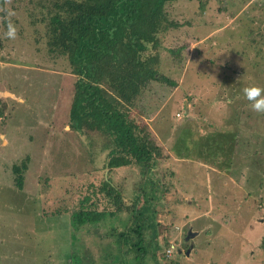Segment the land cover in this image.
Returning <instances> with one entry per match:
<instances>
[{
	"label": "rangeland",
	"instance_id": "obj_1",
	"mask_svg": "<svg viewBox=\"0 0 264 264\" xmlns=\"http://www.w3.org/2000/svg\"><path fill=\"white\" fill-rule=\"evenodd\" d=\"M27 1L5 2L16 35L0 51V264H133L130 258L113 259L105 229L74 234L64 216L42 215L45 195L48 210L67 205L69 213L85 197L98 199L101 210L104 200L96 189L105 178L121 188L128 207L139 209L134 196L140 189L149 192L151 174L143 176L134 166L108 173L101 169L102 140L69 128L73 77L61 59L47 61L42 40L34 42L27 14L37 8ZM206 1L190 28L169 31L161 40L160 71L177 85L149 84L135 108L127 109L128 119L147 129L163 158L151 177L159 189L147 212L160 249L155 260L264 264V114L254 112L243 94L246 87L264 88V0ZM186 5L172 7V18L192 19L196 3ZM174 48H181L177 64L166 52ZM185 118L201 134L219 132V167L197 163L199 171L170 153L172 131L167 135L165 122L176 126ZM235 138L244 154H233ZM206 154L214 149L199 158ZM21 163L23 186L16 190L10 168ZM128 218L126 212L115 215L107 229L119 232Z\"/></svg>",
	"mask_w": 264,
	"mask_h": 264
},
{
	"label": "trees",
	"instance_id": "obj_2",
	"mask_svg": "<svg viewBox=\"0 0 264 264\" xmlns=\"http://www.w3.org/2000/svg\"><path fill=\"white\" fill-rule=\"evenodd\" d=\"M185 1V2H184ZM6 0H0V51L8 42ZM195 4L192 19L179 15L183 21H176L171 8L177 4ZM206 0H28V6L37 8L28 11V23L32 29L34 42L42 40V55L48 62L61 59L72 76L69 95V128L75 132L94 133L101 142L100 152H104L101 169L108 173L114 170L136 167L141 175L151 174L148 181L149 192L140 189L134 202L141 208L127 206L122 198L121 188L111 184L110 178L102 179L96 193L104 200L101 210H97L98 199L85 197L76 207L69 210H48L43 198L42 215L47 219L53 215L64 216L68 229L76 234L80 229L108 232L111 246L115 248L113 259L126 258L133 264H145L146 258L154 262L159 247L156 244L155 224L149 213L148 202L155 197L158 182H152L155 164L160 151L144 127H139L127 117V109L135 108L142 96L150 89L149 84L159 83L167 88L177 84L160 71L161 40L173 30L190 28L195 20L202 17ZM38 10V11H37ZM37 11V12H36ZM6 42V43H5ZM41 44V43H40ZM37 49V48H36ZM181 48L167 49L174 64L180 61ZM44 52V53H43ZM52 64V63H51ZM171 63V65H174ZM188 101H186L187 103ZM129 107V108H128ZM187 118V117H186ZM182 119L178 125L165 122L167 135L172 131L169 151L177 160L187 165L204 163L219 167L218 150L223 146L219 132L204 133L191 119ZM159 138L162 139L159 134ZM250 141L244 143L248 144ZM233 154L241 153L239 143L233 141ZM213 148L214 154L203 152ZM214 164L210 159L214 158ZM218 157V158H217ZM231 159V158H230ZM184 162V163H185ZM193 165L200 170L199 165ZM184 166V167H185ZM12 187L21 190L23 186L24 163L11 165ZM191 170H194L190 167ZM155 170V171H154ZM164 178L163 173L161 174ZM191 172L188 173V176ZM195 181L194 179H190ZM192 181V182H193ZM143 183L142 186H144ZM194 185H191L193 187ZM154 191V195L153 192ZM164 191V189H163ZM93 193V192H92ZM94 197V196H93ZM89 202V203H88ZM144 206V207H142ZM106 208L109 211L105 210ZM126 212L130 218L116 232L108 230L107 224L115 215ZM147 213V215L143 214ZM111 228V227H109ZM104 237V235H103ZM264 251V247L261 248ZM158 264V262H157ZM170 264H173L172 262Z\"/></svg>",
	"mask_w": 264,
	"mask_h": 264
},
{
	"label": "clouds",
	"instance_id": "obj_3",
	"mask_svg": "<svg viewBox=\"0 0 264 264\" xmlns=\"http://www.w3.org/2000/svg\"><path fill=\"white\" fill-rule=\"evenodd\" d=\"M6 35L9 38H14L16 29L13 25L9 24ZM244 97L251 102V107L254 112L264 114V88L259 86H250L243 89Z\"/></svg>",
	"mask_w": 264,
	"mask_h": 264
},
{
	"label": "water",
	"instance_id": "obj_4",
	"mask_svg": "<svg viewBox=\"0 0 264 264\" xmlns=\"http://www.w3.org/2000/svg\"><path fill=\"white\" fill-rule=\"evenodd\" d=\"M188 234H189V232H188ZM188 234H187V235H188ZM188 236L191 237L192 235H188Z\"/></svg>",
	"mask_w": 264,
	"mask_h": 264
},
{
	"label": "built area",
	"instance_id": "obj_5",
	"mask_svg": "<svg viewBox=\"0 0 264 264\" xmlns=\"http://www.w3.org/2000/svg\"><path fill=\"white\" fill-rule=\"evenodd\" d=\"M171 247V246H170ZM167 252H169V250H167Z\"/></svg>",
	"mask_w": 264,
	"mask_h": 264
}]
</instances>
